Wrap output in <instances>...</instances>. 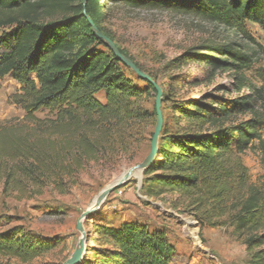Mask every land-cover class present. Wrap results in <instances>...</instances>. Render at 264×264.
Returning <instances> with one entry per match:
<instances>
[{
    "label": "trees",
    "instance_id": "1",
    "mask_svg": "<svg viewBox=\"0 0 264 264\" xmlns=\"http://www.w3.org/2000/svg\"><path fill=\"white\" fill-rule=\"evenodd\" d=\"M100 1L192 16L249 43L209 44L184 53L180 60L208 71L205 83L216 73L226 74L229 83L207 95V102L162 95V106L187 125L169 132L163 118L156 158L143 175L147 196L178 193L201 223L228 226L249 264H264V184L251 182L242 160L246 151L255 152L264 175V71L254 68L258 54L249 48L254 41L246 30L252 24L264 34V0ZM105 9L99 0H0V80L9 76L19 85L8 100L23 111L26 125L0 128L5 189L23 194L24 184L41 181L57 188L76 185V175L88 166L125 149L127 132H139L152 117L156 123L154 105L152 114L143 107L145 99H155V88L141 79L143 85H135L133 73L88 22L112 41L100 27ZM43 111L48 119L36 117ZM93 228V246H86L79 264L173 263L175 248L161 229L134 220ZM51 248L20 229L0 231L2 257L26 263Z\"/></svg>",
    "mask_w": 264,
    "mask_h": 264
},
{
    "label": "rangeland",
    "instance_id": "2",
    "mask_svg": "<svg viewBox=\"0 0 264 264\" xmlns=\"http://www.w3.org/2000/svg\"><path fill=\"white\" fill-rule=\"evenodd\" d=\"M102 5H105L107 15L101 22V29L118 49L156 80L164 95L169 91V97L176 102H207V95H214L217 87L229 83L224 73H216L210 83H205L203 80L208 71L202 65L180 60L185 52L230 41L238 45L249 44L243 38L233 39L223 27L192 16L131 9L99 0V6ZM246 30L254 41L249 48L258 54L254 68L264 71V34L252 24H247ZM132 79L135 85H143L134 73ZM18 89L19 85L9 76L0 80V128L24 125L23 111L8 100ZM97 99L103 102V96L99 95ZM153 105V98L143 101L149 114L153 112ZM162 108H165L162 115L169 132L187 125L178 120L170 106L165 104ZM35 115L42 120L50 116L45 111ZM154 125L155 118L152 117L139 132H127L131 136H126L125 149L119 155L103 157L98 164L88 166L76 175L77 184L71 187L66 184L57 188L41 181L34 186L24 184V193L21 194L10 187L5 189L0 182V231L17 228L36 241L52 244L51 250L32 261L22 263L0 256V264H64L79 243L78 218L87 207H93L99 194L143 162L150 150ZM242 160L251 182L263 185L260 157L253 151H246ZM137 171H132L129 180L116 187L98 210L83 221L86 246H93L88 240L94 236L93 227L98 223L119 225L134 220L166 233L176 253L172 264H249V254L242 242L233 237L228 226L211 228L201 223L192 216L191 207L185 199L178 197V193L147 196L144 170L138 171L140 176L136 175ZM224 220L225 217L220 221Z\"/></svg>",
    "mask_w": 264,
    "mask_h": 264
},
{
    "label": "water",
    "instance_id": "3",
    "mask_svg": "<svg viewBox=\"0 0 264 264\" xmlns=\"http://www.w3.org/2000/svg\"><path fill=\"white\" fill-rule=\"evenodd\" d=\"M83 3H85V0H83ZM88 22L91 25L92 30L94 31L96 36L103 40L106 46L112 51L114 56L122 64L128 67L137 77H139V79L148 81L155 88L156 97L154 99V107H155V113H156V123H155L154 131H153V135L150 141V150L146 158L143 160V162L133 167L132 169H130L118 183L111 185L110 187L105 189L101 194H99L94 202L93 207H90V206L87 207L82 212L80 217L78 218L77 223H76V228L80 234L79 243L77 247L75 248L74 252L72 253V255L65 261L64 264H79L83 256L85 255V252H86L85 236L86 235H85V231L83 228V221L86 219V217L89 216V214H91L92 212L98 210L101 203L105 200V198L110 193L113 192V190L116 187L123 185L125 182H127L131 176L132 171H137V170L142 171V170L147 169L153 164L156 158V155H157L158 141H159L161 131H162V126H163V115L161 111L163 92L160 89V87L156 85L146 73L140 71L128 57L120 53L119 49L115 46V44L109 38L100 34V32L96 29V27L93 26V23L91 22L90 19H88Z\"/></svg>",
    "mask_w": 264,
    "mask_h": 264
},
{
    "label": "bare ground",
    "instance_id": "4",
    "mask_svg": "<svg viewBox=\"0 0 264 264\" xmlns=\"http://www.w3.org/2000/svg\"><path fill=\"white\" fill-rule=\"evenodd\" d=\"M136 175L140 176V173L137 171L136 172ZM94 205V203L92 204V206ZM91 207V206H90Z\"/></svg>",
    "mask_w": 264,
    "mask_h": 264
}]
</instances>
